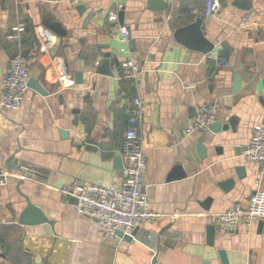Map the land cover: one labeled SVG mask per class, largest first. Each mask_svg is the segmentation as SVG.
Segmentation results:
<instances>
[{"label": "crops", "instance_id": "1", "mask_svg": "<svg viewBox=\"0 0 264 264\" xmlns=\"http://www.w3.org/2000/svg\"><path fill=\"white\" fill-rule=\"evenodd\" d=\"M166 1L165 10H152L149 0H89L80 12L66 0H0V105L4 77L18 55L35 53L30 81L46 92L30 88L18 111L0 107V170L10 176L0 188L4 264H222L220 250L229 264H264V221L229 233L210 220L237 204L248 206L257 189L259 165L243 152L264 118V0H242L251 2L250 11L237 0H220L221 11L204 20L205 35L216 45L209 55L174 38L198 16L190 7L204 15L207 0ZM121 12L132 36L129 51L142 70L137 83L121 79L127 58ZM113 13L117 22L109 20ZM246 13L255 15L257 26L239 27ZM46 22L60 24L65 36ZM16 27L24 30L16 33ZM221 58L229 65L219 66ZM236 72L242 76L238 92ZM184 85L194 88L186 92ZM137 96L145 107L144 181L161 217L131 241H106L97 221L80 215L75 199L61 191L76 182L107 187L121 181L122 137ZM210 104L219 105L213 124L228 130L190 134L198 109ZM27 200L53 225H20ZM210 226L216 228L213 246Z\"/></svg>", "mask_w": 264, "mask_h": 264}, {"label": "built area", "instance_id": "2", "mask_svg": "<svg viewBox=\"0 0 264 264\" xmlns=\"http://www.w3.org/2000/svg\"><path fill=\"white\" fill-rule=\"evenodd\" d=\"M87 1L89 0H66L73 6L82 5ZM222 6L220 0H207L203 14L205 17L213 18L221 11ZM189 10L193 15H199V10L195 6H191ZM109 20L117 22V14H111ZM257 25L255 15L246 13L239 27L248 29ZM23 30V27H16L13 31L20 33ZM120 32V41L123 43L121 51L127 54V58L120 65L121 79L137 83L140 80L142 70L137 58L129 51V44L132 39L131 32L125 25L120 27ZM12 37L17 39L18 35ZM35 56L33 52L27 56L18 55L11 59L3 80L0 105L3 110L18 111L21 109L26 94L30 90V67ZM218 65L228 66L229 62L226 58H221ZM193 88L192 85L183 86L186 92ZM130 107L132 111L128 119V129L122 137L120 149L121 158L124 162L121 181L107 187L76 182L61 191L77 200L76 211L80 215L97 221L106 241L123 240L124 236H132L147 222L161 217L160 213L151 208L149 187L144 181L147 161L141 138V128L145 115L142 98L134 97ZM218 109V104L199 108L189 133L200 134L208 131L216 120ZM243 157L248 163L259 165V173L256 178L257 189L248 206L237 204L223 213L210 216L213 225L229 233H236L241 225L251 228L253 225L264 221V118L261 123L255 125L252 139L244 150ZM9 178V173L0 170V188L7 186ZM0 264H4L1 248Z\"/></svg>", "mask_w": 264, "mask_h": 264}, {"label": "water", "instance_id": "3", "mask_svg": "<svg viewBox=\"0 0 264 264\" xmlns=\"http://www.w3.org/2000/svg\"><path fill=\"white\" fill-rule=\"evenodd\" d=\"M242 0H237L236 5L239 6L240 8L250 11L252 9V4L251 2L247 1H242ZM149 8L152 10H165L167 8V1L166 0H149ZM78 10L80 12H83L85 10L84 6H79ZM92 15L90 19L93 17ZM204 20L205 16L204 15H198L195 20L190 23L189 25H186L184 27L178 28L175 31L174 38L177 43L182 44L186 48L190 50H194L197 52H200L204 55H209L211 54L214 49H215V44L210 41L207 36L205 35V30H204ZM119 22L123 26L125 24V15L124 12H121L119 14ZM46 25H48L49 28H51L59 37H64L65 36V31L61 29V25L58 23H50L46 22ZM109 57V55H106V58ZM83 73H79L77 76V82L81 84L83 82ZM30 88L36 90L37 92L41 94H46L45 91L41 88L39 83L36 80H31L29 83ZM242 86V76L236 72L235 73V78H234V92H238ZM231 125H234V120L231 122ZM227 125H222L221 123H215L210 126V131L214 134L220 133L222 130H228ZM90 144H93L96 146L95 143L91 142ZM199 149V153L201 157H205L207 155V148L206 146L203 145V140L202 142L198 143L197 145ZM117 164L123 165V162L121 159L117 160ZM243 171V169H240ZM232 182H228L225 185H232ZM224 185V186H225ZM226 187V186H225ZM77 202V200L75 199ZM48 223L50 225H53L52 221H50L45 213L38 207H36L34 204L31 203L30 200H27V207L24 209L23 213L21 214L19 218V224L20 225H25V226H35L39 224H45ZM215 227L210 226L207 229V234H208V244L213 246L214 244V234H215ZM120 236L122 234L120 233ZM135 236V233L132 236H124V240L126 241H131ZM218 255L221 259L222 264H229L227 254L225 251H218ZM211 264V263H207Z\"/></svg>", "mask_w": 264, "mask_h": 264}]
</instances>
